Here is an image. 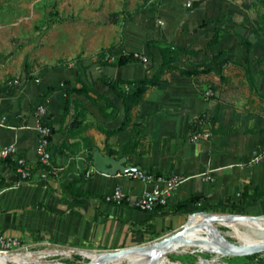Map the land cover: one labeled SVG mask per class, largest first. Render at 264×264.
Masks as SVG:
<instances>
[{"label": "crops", "instance_id": "1", "mask_svg": "<svg viewBox=\"0 0 264 264\" xmlns=\"http://www.w3.org/2000/svg\"><path fill=\"white\" fill-rule=\"evenodd\" d=\"M262 16L264 0H156L123 19L115 37H95L75 63L27 70L0 57V149L14 145L15 157L30 169V178L20 180L15 163L0 159V235L26 246L110 251L168 238L192 212L236 213L226 204L239 202L243 186L249 194L264 188V158L254 162L264 153V27L254 33ZM216 29L218 42L209 47ZM244 40L252 44L249 51ZM163 48L177 52L180 70H206L216 57L221 76L179 71L163 76L133 113V122L146 125L135 149L143 154L123 156L129 129L109 137L103 132L123 122L121 102L103 79L153 76ZM122 51L139 53L147 62L118 65ZM65 83L94 90L118 112L105 108L94 93L73 94L65 110ZM37 105L46 107L53 131L49 152L55 175L35 155ZM203 114L216 119L215 132L203 124L200 132L210 137L194 142L189 128ZM95 150L107 156L112 151L113 159L126 157V165L165 177L159 186L168 193L167 205L149 212L135 208L154 186L97 173L88 158ZM174 176L182 180L170 190L168 179ZM116 187L125 194L123 205L105 200ZM192 197L203 199L190 204L187 214L172 211ZM240 211L264 216V198Z\"/></svg>", "mask_w": 264, "mask_h": 264}, {"label": "rangeland", "instance_id": "2", "mask_svg": "<svg viewBox=\"0 0 264 264\" xmlns=\"http://www.w3.org/2000/svg\"><path fill=\"white\" fill-rule=\"evenodd\" d=\"M155 2L156 0H0V57L27 70L75 63L88 44L93 43L95 37H115L127 15H136ZM200 216L212 218L223 234H227L229 229L220 223L230 221L231 218L237 222H242L239 220L240 217H250L252 221L264 218L263 215L244 212L234 214L192 212L187 216L186 222L189 223ZM214 238L213 235L203 236L205 241ZM165 239L156 237L138 246L162 242ZM225 240L238 245V241L232 237L227 236ZM14 248L13 252L16 253H37L45 250L60 252L45 259L51 264H94L92 260L75 252L76 250L23 244ZM182 250L166 254L161 262L216 264L213 260L218 258L217 254L200 248L183 247ZM69 251L72 253L66 254ZM78 251L111 254L109 251ZM9 253L11 252L1 257L10 256ZM218 260L217 264H264V252L236 253L220 257Z\"/></svg>", "mask_w": 264, "mask_h": 264}, {"label": "bare ground", "instance_id": "3", "mask_svg": "<svg viewBox=\"0 0 264 264\" xmlns=\"http://www.w3.org/2000/svg\"><path fill=\"white\" fill-rule=\"evenodd\" d=\"M220 224L229 229L227 234H223L211 218L196 217L189 221L183 235L170 245H168L169 236L162 242H152L130 248L124 255L111 256L105 252H75L92 260L94 264H164L161 262L162 257L171 252H182L183 247L200 248L217 254L218 258L236 253L264 252V220L237 222L231 219ZM205 235H213L215 238L205 241L203 239ZM227 236L237 240L238 245L228 243L225 240ZM5 253L7 252H0V264H51L45 259L60 254L56 250H45L37 253L11 252L10 256L1 257ZM71 253L72 251L66 252V254ZM218 258L213 260L214 263H218Z\"/></svg>", "mask_w": 264, "mask_h": 264}, {"label": "trees", "instance_id": "4", "mask_svg": "<svg viewBox=\"0 0 264 264\" xmlns=\"http://www.w3.org/2000/svg\"><path fill=\"white\" fill-rule=\"evenodd\" d=\"M134 16V15H131ZM131 16H126L125 18L131 17ZM124 18V19H125ZM264 27V16L261 17L260 23L258 25L257 30L254 31V33H257L258 31H261L262 28ZM220 29H216L214 32V36L212 40L209 43V47H212L214 44H217L218 42V37L220 36ZM243 44L246 48L247 51H249L252 47V44L250 41L244 40ZM161 55H162V62L160 65L159 70L157 71L156 74L153 76H145L143 79L140 80H134V81H129V82H124V81H115V80H110V79H103L104 83L106 86L112 90L116 96L119 98L121 102V106L123 108V122L121 126L118 129L112 130V131H103L106 137H109L112 134H117L119 132H122L126 129H129V141L124 147V152L123 156H132L134 154H139L142 155L143 153L137 152L135 149L138 147L139 142H138V136L142 134L146 130V125L145 123H135L133 122L134 118V110L135 108L143 101L144 95L147 93L148 90L157 87L160 82L162 81L163 76L168 75L174 71H179L180 74L183 75H196V74H208L210 72H215L218 75L221 76V72L218 69V63H216V57H213V66L210 68L203 70V71H186V70H180L177 69L175 66L176 60H177V52L172 51L169 48H163L160 50ZM186 53H190L188 51H184ZM101 52L100 55H102ZM135 61L131 57H121L117 64L118 65H123L128 62ZM66 84V88L64 89L65 92V110L67 108L68 103H70L71 96L73 94H84L88 95L89 93H94L96 94L97 99H104L105 100V108H112V110L115 112V114L118 112V108L115 106L114 103H112L109 99L95 93L94 90L86 88V87H81L78 89L75 88H70L68 86V83ZM122 85H127L128 88L126 90L122 89ZM216 119L215 118H208L206 115H201L199 116L190 126L189 128V136H192L195 133L200 132L202 129V125L205 124L206 127L209 129L210 133H214V126L216 124ZM53 131L51 130V134ZM108 156L112 157L116 155L114 152L109 151ZM92 155H88V158L91 159ZM9 160V159H6ZM141 171L147 172L144 169L141 168ZM150 173V172H149ZM156 177L160 176L159 174L155 173L154 174ZM76 181L70 182L68 184V187H71L72 185L75 184ZM260 198H264V188L260 191L257 192L254 190L252 193H248L247 186H243V191L240 194V200L237 204L228 202L226 204L227 207H229L233 212H241L240 210L244 208L248 202H253L256 201ZM203 198L202 197H192L186 201L180 202L177 205H175L172 208V211L174 213H182V214H187L188 210L187 207L190 204H197L199 203ZM112 203V202H110ZM125 204V200H123L119 205ZM158 207H163V206H156L155 208Z\"/></svg>", "mask_w": 264, "mask_h": 264}, {"label": "built area", "instance_id": "5", "mask_svg": "<svg viewBox=\"0 0 264 264\" xmlns=\"http://www.w3.org/2000/svg\"><path fill=\"white\" fill-rule=\"evenodd\" d=\"M160 23V21H159ZM121 57H131L135 61H139L141 63H146L147 58L139 53H128L126 51L120 52L118 59ZM115 57H109V60H115ZM211 93H206V96H210ZM46 116V107L44 105H37L34 109L33 117L35 120L34 130L37 135V144L35 147V155L37 158V162L43 165L45 168H48V171L51 174H56V169L52 167L50 163V152H49V142L51 137V128L48 126L45 121ZM210 137V133L208 131L198 132L192 135L191 140L196 141H207ZM17 153V149L14 145H7L0 149V159L6 160L11 159L16 166V173L19 176L20 180H27L30 178V169L28 163L19 157H15ZM264 158V153L258 155L254 158V162H258ZM86 176H89L88 173ZM131 179L139 181L141 183L152 184L154 187L151 191L144 192L142 196H140L135 202L134 207L140 211H153L156 206H165L167 205V191L161 189L159 186L160 182L166 181V178L162 175L155 176L149 172L137 171L135 173H128ZM181 178L174 176L168 179L169 189H174L180 182ZM107 202H112L116 204H120L123 200H125V194L120 187H116L113 193L105 198ZM20 245L19 242L13 239H6L0 235V252H13L15 251L16 246ZM19 250V249H17Z\"/></svg>", "mask_w": 264, "mask_h": 264}, {"label": "water", "instance_id": "6", "mask_svg": "<svg viewBox=\"0 0 264 264\" xmlns=\"http://www.w3.org/2000/svg\"><path fill=\"white\" fill-rule=\"evenodd\" d=\"M127 158L122 157L120 159H113L110 156L103 155L98 150L93 151L92 153V163L95 171L100 174L109 175V176H116V175H127L128 173H135L137 171L141 170V167L139 166H131L126 165ZM209 217V216H207ZM212 219V218H211ZM234 219V218H231ZM213 220V219H212ZM240 221H252L250 217H240ZM264 220V218L258 219L257 221ZM188 222H186L181 229L178 231L172 233L170 236V239L168 241V245L173 243L175 240L179 239L181 235L185 232L187 228ZM136 247V246H134ZM134 247H128L123 249H116V250H110L111 256H118V255H124L130 248ZM122 250V251H120ZM93 251V250H90ZM256 253V252H253ZM252 254V253H249ZM248 255V254H247ZM92 263V261H91Z\"/></svg>", "mask_w": 264, "mask_h": 264}]
</instances>
